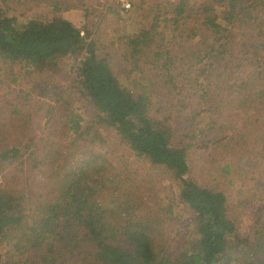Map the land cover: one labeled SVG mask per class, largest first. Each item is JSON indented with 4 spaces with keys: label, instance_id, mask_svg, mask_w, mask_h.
<instances>
[{
    "label": "trees",
    "instance_id": "1",
    "mask_svg": "<svg viewBox=\"0 0 264 264\" xmlns=\"http://www.w3.org/2000/svg\"><path fill=\"white\" fill-rule=\"evenodd\" d=\"M59 4L52 1L56 10ZM123 39L124 58L137 71L133 90L98 54L87 27L63 17L19 21L0 6V62L10 64V81L16 80V63L31 70L25 77L38 72L52 77L61 59L74 58L68 85L54 99L71 145L81 138L94 142L105 127L136 157L170 172L180 202L195 215L186 236L174 234L186 244H174L163 228L171 222V204L164 216L159 208L142 213L136 200L120 196L109 197L106 208L98 203L96 195L111 180L90 168L91 158H81L79 146L61 153L48 138L33 143L28 124L37 121L42 107L46 113L51 107L42 103L29 112L27 100L11 110L13 118L0 120V172L26 152L20 165L42 172L45 182L37 190L0 187V247L8 255L3 259L0 251V264H264L261 217L255 236H239L227 195L186 176L187 149L193 145L221 161L218 170L241 183L239 192L264 201V0L157 5L149 27ZM144 65L176 98L177 112H186L188 143L175 141L172 114L146 117L154 101L140 83L149 80ZM75 98L94 112L90 122L74 109ZM258 210L264 213V203Z\"/></svg>",
    "mask_w": 264,
    "mask_h": 264
},
{
    "label": "rangeland",
    "instance_id": "2",
    "mask_svg": "<svg viewBox=\"0 0 264 264\" xmlns=\"http://www.w3.org/2000/svg\"><path fill=\"white\" fill-rule=\"evenodd\" d=\"M52 1L55 0H5V2L0 0V6L8 13L13 14L19 21L63 17L72 21L80 29L87 27L90 37L95 42L98 54L101 57H106L109 65L119 77L118 79L133 90L135 86L131 80L134 81L132 77H137V71L131 70L129 61L124 58L123 36L132 35L141 29L148 28L149 23L154 19L157 5L175 4L180 0H135L133 8L129 11H119L108 0H58L61 3L58 6L60 10H56ZM206 1L186 0V4L189 8L191 6L198 7ZM75 62L74 58L61 59L59 61L61 68L52 77H46L42 72L25 77V71L31 70L16 63L12 67L16 79L14 82L10 81L12 75L9 70L10 64L0 62V120L13 118L11 110L20 106L24 107L27 100L32 101L29 112L33 113L42 107V103L48 104L51 111L46 113L47 109L42 107L43 109L35 113L38 116L37 121L31 119L28 124L30 137L36 136L33 143L43 137L48 138L49 142L59 145L61 153L72 152L79 146V150H83L86 155H82L81 158H91L90 168L94 169L97 175H103L111 180L107 184L108 186L101 189L96 195V201L102 206L104 205L105 208L109 197L120 196L123 199L136 200L142 213L153 212L151 210L155 211L159 208L160 215L166 216L167 211L164 208L171 204L168 211L170 217L168 218L171 219V222L165 224L163 228L165 227L171 232L170 234L175 239L174 244L185 245L186 242L181 238V235L175 237L174 234L179 232L182 233V236H186L183 234L194 228L195 215L180 202L179 185L170 172L162 167L152 166L143 157H136L120 136L112 129L105 127H99L100 138L93 136L96 137L94 142H82L81 138L78 146L71 145L69 137L71 132L67 131L68 127L61 123L64 119V112H56L55 106L58 103L54 102V99L68 85L73 70L72 65ZM144 68L149 69L145 77L149 80L140 83L147 87L145 92L153 97L150 103L154 101V104L150 105L146 117L155 119L172 114V122H170L174 126L175 141L188 143L184 137L186 112H177L180 107L176 106V98L173 97V94L166 92L163 80L154 77L155 71L151 70L152 68L146 65ZM137 80L134 83H137ZM136 87L135 91H140L141 88ZM22 91L24 93L21 94ZM38 99L39 101H36ZM72 103L74 109L85 119L84 121L90 122V117L94 115L90 107L78 98H75ZM157 106L160 107V110H157ZM205 116L202 115L201 120H204ZM201 120L198 122L204 126L205 121ZM24 142H26V138ZM25 154L26 152L23 156L21 155V158ZM205 154L206 152L199 150L198 147L193 145L188 147L186 154L189 165L187 178L223 191L230 203V216L234 219L237 234L241 237L255 236L254 231L259 229L261 224L257 223V219L261 217L260 222L264 221V213L261 214L258 210L264 201H260L257 196L252 198L243 192L245 189L239 192L241 183L236 182L233 177L222 176L217 168L220 167L221 161L217 163L211 161V158ZM79 156L80 154L76 158ZM21 158H15L11 163L5 164V168L0 172L1 188L37 190V186L45 182L42 172L38 173L37 170L31 169L29 164L20 165ZM215 158L216 160L221 159L219 156H215ZM5 250L0 247L3 259H7L8 256Z\"/></svg>",
    "mask_w": 264,
    "mask_h": 264
},
{
    "label": "built area",
    "instance_id": "3",
    "mask_svg": "<svg viewBox=\"0 0 264 264\" xmlns=\"http://www.w3.org/2000/svg\"><path fill=\"white\" fill-rule=\"evenodd\" d=\"M113 3L119 11H129L133 8L135 0H108Z\"/></svg>",
    "mask_w": 264,
    "mask_h": 264
}]
</instances>
